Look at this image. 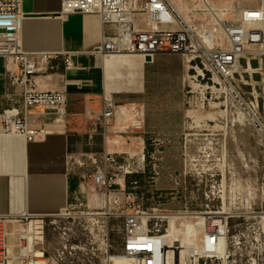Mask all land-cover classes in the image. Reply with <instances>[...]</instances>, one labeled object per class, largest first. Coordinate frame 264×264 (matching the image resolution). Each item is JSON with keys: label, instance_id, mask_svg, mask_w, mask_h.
<instances>
[{"label": "built area", "instance_id": "built-area-1", "mask_svg": "<svg viewBox=\"0 0 264 264\" xmlns=\"http://www.w3.org/2000/svg\"><path fill=\"white\" fill-rule=\"evenodd\" d=\"M21 3L22 0H0V59L3 60L9 84L14 89H19L17 94L20 96L17 103L0 109V136L19 135L27 142H33L45 139L54 125L33 123L29 118L28 108L42 107L54 115L53 122H62L67 113L68 102L65 82L54 90H41L38 88L36 75L54 70L53 60L57 59L62 61L66 72L77 69V65L68 52H28L21 48L18 39ZM60 7L61 13L99 15L103 31L97 51L101 53L139 54L151 59L159 52L181 55L186 69V94L193 93L192 83L195 82L204 88L199 90L202 104L205 103L207 94L210 97L215 94V98H228L244 115L264 147V112L261 111L264 104H260L257 96L253 98L245 95L239 86L244 80L245 70L252 69L251 60L259 56L256 47L264 51V3L257 11L243 10L232 20L218 18L216 24L187 19L172 0H61ZM215 34L223 35L225 45L216 42ZM241 59H246L247 62L246 68L240 70ZM261 60L253 69L260 73L264 71ZM115 111L116 102L112 94L103 91L94 123L104 135L109 132ZM139 155L141 156L138 157ZM144 157L141 151L120 160L117 153L108 150L69 155L70 169L79 177V192L75 196V202L68 206L81 209L86 222L92 219L95 212L100 211V197L110 193L111 189L122 198V207L133 210L122 215L119 236L121 250L112 252L106 248L105 264H163L164 244L160 239L163 234L150 227L152 209L143 205L138 180H132L127 185V176L139 172ZM183 174L185 176L187 172L184 171ZM170 179L175 185H179L181 181L173 175H170ZM260 180L264 183V158ZM215 187L216 184H213L205 192L208 202L203 211H185L188 218H196L199 214L205 217L203 239L200 238V242H209L211 245V250L193 254L188 264H217L219 260L228 258L226 240L232 215L223 208L213 209L211 202L217 198ZM89 195L93 197L92 206L78 199L80 196L87 199ZM223 206L224 200L221 201V207ZM251 214L250 238L264 249V210L251 211ZM13 222L17 226L11 229L9 225ZM73 223V216H63L62 213L43 216L34 222L25 215H0V264H9L11 248L17 250V264H70L64 260L70 240L68 234L64 231L60 236L65 240L62 248H54L49 253L45 248V232L49 228L56 230L61 226L63 230H70ZM220 237L225 241L221 249L218 246ZM29 245H32L33 250L28 249ZM70 248L74 250L73 247ZM37 251H40V255H37ZM120 257H124L127 262L117 261Z\"/></svg>", "mask_w": 264, "mask_h": 264}, {"label": "crops", "instance_id": "crops-1", "mask_svg": "<svg viewBox=\"0 0 264 264\" xmlns=\"http://www.w3.org/2000/svg\"><path fill=\"white\" fill-rule=\"evenodd\" d=\"M61 0H22L18 39L28 52L71 53L77 69H55L36 75L38 88L54 90L66 83L67 113L62 122L42 107L28 108L33 123L52 124L45 139L27 142L19 135L0 136V215L28 216L32 222L59 214L78 195L79 177L69 155L108 150L120 160L141 153L148 135L183 129L186 69L181 55L159 52L146 60L139 54L97 51L103 26L96 13H61ZM107 91L116 102L109 132L94 123ZM0 59V109L20 100ZM81 197V196H80ZM88 203V197L80 198ZM11 223L9 227H16ZM10 260L17 250L11 248Z\"/></svg>", "mask_w": 264, "mask_h": 264}, {"label": "rangeland", "instance_id": "rangeland-1", "mask_svg": "<svg viewBox=\"0 0 264 264\" xmlns=\"http://www.w3.org/2000/svg\"><path fill=\"white\" fill-rule=\"evenodd\" d=\"M174 1L187 19L214 24L218 18L232 20L243 10L257 9L264 3V0H208L209 5H206L202 0ZM215 40L225 45L223 35L215 34ZM256 52L259 56L251 60L252 69L245 70L244 80L239 86L245 95L257 96L262 105L264 71L260 73L253 69L259 65L260 59L264 68V51L256 47ZM246 62V59L240 60V70L246 68ZM200 89L204 88L199 86L192 94H186L183 129L177 133L148 135L142 167L139 166L138 173L131 174L142 175L138 191L143 195V205L152 209L150 227L165 234L169 223L165 212L186 214V210L203 211L208 202L205 192L216 184L214 193L217 198L211 202L213 209L223 208L232 215L226 240L228 258L219 260L217 264H264V249L252 242L249 232L251 211L264 210V183L260 180L264 147L244 115L228 98L207 94L201 107ZM184 171L187 172L185 176ZM170 175L181 180L179 185L172 182ZM92 198L89 195L90 206L93 205ZM100 198L102 208L99 210L107 212L105 218L97 217L96 221L86 222L81 209L69 206L60 212L63 216H73L74 223L70 230H63L61 226L45 232L47 252L62 248L65 240L60 236L64 231L70 239L64 260L70 264H105L106 248L112 252L121 250L122 215L133 210L122 207V198L112 189ZM187 215L177 221L179 227L183 220L191 223L198 220V217L188 218ZM190 260L192 258L187 255L186 263Z\"/></svg>", "mask_w": 264, "mask_h": 264}, {"label": "bare ground", "instance_id": "bare-ground-1", "mask_svg": "<svg viewBox=\"0 0 264 264\" xmlns=\"http://www.w3.org/2000/svg\"><path fill=\"white\" fill-rule=\"evenodd\" d=\"M202 1L204 4L209 5L208 0H202ZM172 2L181 12L182 10L181 7L177 5V3L174 0H172ZM257 10L258 9H245L244 11H257ZM63 14L65 15V13ZM192 87L195 90L199 88V85L193 82ZM201 104L202 102L200 101L199 105L201 106ZM165 213H166L165 217L169 219L168 220L169 223L166 233L163 234L160 238L161 242L164 244L163 264H188L186 263L187 255H190L191 257L196 252H207L211 250V245L209 244V242L206 243L205 241H203L202 244H199L200 241L199 237L203 230V223L205 218L202 214H199L198 216L196 215L198 217V220L193 223L189 221L185 222L183 220L182 223L180 222V227H179V225H177V221L180 218H184L186 214L181 212H165ZM106 215L107 212L99 211V212H95L93 216H91V218L93 221H96L97 217L105 218ZM223 245H224V238L220 237L218 240V246L221 249ZM28 249L33 250L32 245H29ZM39 252L40 251H37V255H40ZM16 260H17L16 258L14 259V261L10 260L9 264H17L18 262ZM118 260L123 263L127 262V260L124 257L117 258V261Z\"/></svg>", "mask_w": 264, "mask_h": 264}, {"label": "trees", "instance_id": "trees-1", "mask_svg": "<svg viewBox=\"0 0 264 264\" xmlns=\"http://www.w3.org/2000/svg\"><path fill=\"white\" fill-rule=\"evenodd\" d=\"M141 174L140 175H129L127 176V185H129V183L132 181V180H138L140 181L139 179L141 178Z\"/></svg>", "mask_w": 264, "mask_h": 264}, {"label": "water", "instance_id": "water-1", "mask_svg": "<svg viewBox=\"0 0 264 264\" xmlns=\"http://www.w3.org/2000/svg\"><path fill=\"white\" fill-rule=\"evenodd\" d=\"M149 59H150V57H149V56H147V57H146V60H149Z\"/></svg>", "mask_w": 264, "mask_h": 264}]
</instances>
